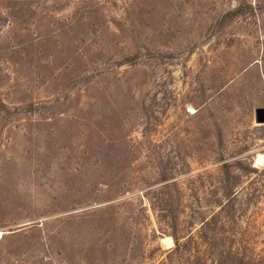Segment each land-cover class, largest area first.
Wrapping results in <instances>:
<instances>
[{
  "label": "rangeland",
  "instance_id": "obj_1",
  "mask_svg": "<svg viewBox=\"0 0 264 264\" xmlns=\"http://www.w3.org/2000/svg\"><path fill=\"white\" fill-rule=\"evenodd\" d=\"M0 97V264L264 253V0H0Z\"/></svg>",
  "mask_w": 264,
  "mask_h": 264
},
{
  "label": "trees",
  "instance_id": "obj_2",
  "mask_svg": "<svg viewBox=\"0 0 264 264\" xmlns=\"http://www.w3.org/2000/svg\"><path fill=\"white\" fill-rule=\"evenodd\" d=\"M243 6L237 5L226 12H224L217 20V23L222 26L230 18H233L234 16H237L239 14H242L244 12ZM139 53H134L130 55H126L123 58L119 59V64L124 63H134L136 62L138 58ZM8 105L5 103V101L0 97V108L6 109ZM236 162H243L240 159ZM253 162H250V167L255 170L257 167H255ZM234 165V162L232 161H224L222 163V181L223 185L221 188V194L217 197L218 202V209L214 211L209 217L208 215H204L202 213L200 215V227L198 229V233L200 238H203L206 240V242L210 243V238H216L214 237L213 233L211 232V228L213 229V226L222 230V241L224 237V229L228 227L230 224L234 223L237 218V208H236V199L238 196L236 195L234 191L235 184H239L241 182V178L243 175V171L239 170L238 172L234 171L232 169V166ZM241 169V168H240ZM212 225V227H211ZM209 230H210V236H209ZM174 240H175V247L173 250H179L182 251L184 249V245H186V241H182L180 236H178L176 233H173ZM221 243V242H219ZM264 257V253H261L260 255H250L245 253L241 250H232L224 247H218L214 251H210V258L215 262V264H256L259 262L260 259Z\"/></svg>",
  "mask_w": 264,
  "mask_h": 264
},
{
  "label": "water",
  "instance_id": "obj_3",
  "mask_svg": "<svg viewBox=\"0 0 264 264\" xmlns=\"http://www.w3.org/2000/svg\"><path fill=\"white\" fill-rule=\"evenodd\" d=\"M256 120L264 122V106L256 107Z\"/></svg>",
  "mask_w": 264,
  "mask_h": 264
}]
</instances>
